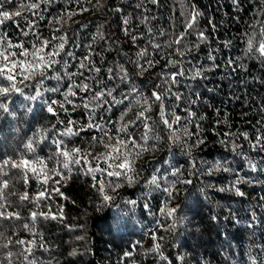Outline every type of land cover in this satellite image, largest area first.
I'll return each mask as SVG.
<instances>
[{
	"label": "trees",
	"instance_id": "obj_1",
	"mask_svg": "<svg viewBox=\"0 0 264 264\" xmlns=\"http://www.w3.org/2000/svg\"><path fill=\"white\" fill-rule=\"evenodd\" d=\"M262 2L264 0H242L237 8L232 0H187L188 4L196 6L200 15L196 28L188 30L189 34L185 36L187 48L181 45V49L186 54L181 57L176 53L175 45L169 49L166 43L173 39L174 34L186 30V16L181 15L180 0H160L159 4H153L151 0H0L7 10L21 12L19 17L0 24V34H6L13 43L24 42L31 47L37 37L50 39L53 46L45 51L51 52L58 50L55 46L60 43L59 37L66 38L65 49L53 57L61 63L53 65L54 70H49L50 77L59 71L62 79H46L38 89V96L35 87L24 88L23 94L14 93L8 99V112L0 110V161L6 157L18 161L22 153L32 159L24 144L34 133L39 135L41 129L51 131L47 146L37 147L38 155L49 168L53 164L46 157L55 151L53 138L63 139L66 144L68 141L82 144L91 152L87 142L98 129L83 127L78 137L64 136L65 124L60 121L70 119L79 122L74 129L77 131L89 116L90 109H85L83 104L91 100L97 90L104 91L105 97L111 100L106 96L107 88L120 84L119 75L110 80L107 70L112 68L119 73L117 64L131 69L130 59L138 60L148 72L133 75L126 83L145 93L153 88L154 83H159L163 92L166 87L163 81L172 79L169 75L172 65L164 67L165 60L180 61L177 68L185 74L176 77L172 92L179 91L184 99L175 100L173 95H165L166 115L175 110L183 119L174 127L182 128L187 124L190 132H198L199 138L204 140L203 144L192 149L189 157L185 153L184 141L191 145L196 136L189 138L181 133V139L176 143L166 139L157 141L155 136L166 138L168 129L161 131L156 128L151 134L156 148L143 153L142 159L137 161V175L132 185L124 184L115 192L106 189L107 194L113 196L111 201L103 199L104 193L99 191L98 181L115 182L119 178L109 177L101 171L87 173L89 167L108 168L102 158L93 159L91 164L85 160H81L79 165L70 163V170L63 169L61 164L65 176L56 187L63 196L53 193L52 199L42 200L39 207L31 200L21 202L19 196L28 192L31 197L40 190L42 181H37L33 173L27 171L28 182L25 183L24 170L10 165L0 168V181H9L3 194L10 206L4 210L19 212L22 218L19 221L15 218L0 219V261L3 264H29L31 260L37 264H248L249 251L256 254L260 251L256 246L264 245V151L259 147L253 148L243 137H229L242 145L237 152L221 145L219 140L228 132L238 135L247 131L253 138L264 132V111H261L264 108V65L259 59L244 56L245 34L252 32L253 25L258 30L264 23V13L260 8ZM32 3L39 7L30 8ZM124 18H128L129 25L123 24ZM142 18H146L144 23H141ZM124 28H127V35ZM148 28L153 31L148 32ZM196 29L203 30L208 36L199 50L193 47V43L198 41ZM161 30L165 35H160ZM133 35L137 37L136 41H132ZM227 41L231 44L226 47ZM156 43L161 45L159 50L154 47ZM143 48L148 49V59L158 61L153 68H149L144 57L136 56V52ZM209 53L215 56L219 67H213V61L207 58ZM85 56L89 59L85 60ZM237 57L242 59L230 66L225 65L228 59ZM82 60L88 65L85 69H79ZM240 64L244 67L241 68ZM194 66L212 70L193 79ZM96 67L101 69L99 73L94 70ZM66 70L83 72V76L75 77V84L88 83L90 89L83 92L73 87L77 95H69L73 103H64L67 111L57 103L54 105L56 111L49 113L48 105L54 100L64 102V93L68 90L65 85L73 84L65 75ZM29 83L35 85V81ZM49 88H58L59 91L45 90ZM121 90L126 93L128 88L121 85ZM115 95L118 100L122 99L119 92ZM134 95L123 101L124 105H134L128 114L130 118L141 110L135 105ZM30 96L37 98L28 99ZM191 99L196 103L189 104ZM109 107L103 105L104 109ZM186 108L194 111L196 116L188 117ZM123 110L121 104L112 105L108 111L96 108L95 119L104 124L111 118L108 126L115 123L118 127L122 123L118 118ZM152 115L159 119L155 110ZM200 116L204 119L200 120ZM188 119L192 123H187ZM67 126L73 127L71 124ZM142 131L147 130L142 126L133 129L137 138ZM98 151L103 149L98 148ZM193 161L198 165L197 169L191 167ZM217 161L233 172L221 170L211 176L202 174ZM249 161L258 165L255 171L249 167ZM174 168L182 169L185 177L191 178L193 183L170 190V196L164 189L169 188L174 180L171 176ZM193 171L195 175L187 177ZM153 174L162 179L159 188L150 189L146 181ZM236 175L249 181L241 185L246 193L244 197L236 196L234 191H219ZM131 200L136 203H127ZM169 200L171 206L176 207L174 230L170 229L174 218L160 212ZM0 203L4 201L0 200ZM145 203L148 207L144 206ZM49 205L51 212L56 214L55 219L49 216L30 221V211H48ZM24 223H28L32 231L24 229ZM17 240L25 243L17 244ZM157 242L162 245L166 261L158 253L149 251Z\"/></svg>",
	"mask_w": 264,
	"mask_h": 264
},
{
	"label": "snow or ice",
	"instance_id": "obj_2",
	"mask_svg": "<svg viewBox=\"0 0 264 264\" xmlns=\"http://www.w3.org/2000/svg\"><path fill=\"white\" fill-rule=\"evenodd\" d=\"M153 4H159L160 0H151ZM242 0H232V4L239 8ZM181 6V15H185V31L180 33H176L173 35V39L167 43L169 49L176 46L175 51L179 56H184L186 53L181 49V45L184 48H187L185 44V36L189 34L188 30H192L196 28L197 17L200 15L198 9L194 4H188L187 0H180ZM10 7V5L8 6ZM30 8L39 7L38 4L32 3L29 5ZM137 7H141V5L137 4ZM261 12L264 13V2L260 5ZM21 15L20 11H9L6 8L4 3H0V24H4L5 21L12 20ZM146 18L141 19V23H144ZM257 23H261L257 21ZM124 25H129L130 21L128 18L123 19ZM253 30L251 33H246L245 40V49L244 56L252 59H259L261 64L264 65V23H261V26L258 30H256L255 25L252 26ZM125 34L127 35V28L123 29ZM152 28H148V32H152ZM196 34L198 37V41L193 43V47L197 50L200 49L201 45L204 44L208 36L201 29H196ZM27 36V33H24ZM160 35H165L164 31H160ZM101 38L103 36L101 35ZM60 43L55 47L58 49L56 51L46 52L45 49L52 47V40L50 39H41L40 37L36 38V41L31 43V47L24 42L13 43L6 34H0V110L4 112L9 111V104L7 103L8 99L14 93L23 94V89L27 87H35L37 89V96L40 95L38 91L39 87L42 86L46 79H56L59 81L62 79L60 72L56 71L55 76H51L49 74V70L53 69V65L61 63V61L53 59L55 56H59L60 52L65 49V41L66 38L64 36L59 37ZM95 39V37L93 38ZM132 41H136L137 37L135 35L131 36ZM231 44V41L225 42V46ZM155 49L159 50L161 45L156 43L154 45ZM15 49V50H13ZM190 52L191 49H188ZM68 55H72V53H68ZM137 57H144L146 63L149 68H153L155 63L158 61H154L153 59H148V49L143 48L136 52ZM31 57V59H29ZM208 60L213 61V67H219L218 64L215 63L216 58L211 53L208 55ZM85 60L89 59V57L85 56ZM241 57H237L235 60L228 59L225 62L226 66H230L236 63L238 60H241ZM129 62L133 65L131 69L127 68L123 64H117L116 67L119 69V73L114 72L112 68H109L107 71L110 74L109 79H115L117 75H119L120 84L114 85L111 88H107V97H111V100L105 97V92L102 90H97L91 97L87 103L83 104L85 109H90L88 120L85 121L82 125L79 126L77 131L74 129L77 128L79 122L73 121L70 119H65L60 121V123L65 124L64 136H79L83 127H87L88 129H98L96 135H91L88 140V147L92 149L91 152L87 151L86 148L81 145L73 144L72 141H68V144H72L71 147L65 143L63 139L53 138L52 145L55 148V151L52 152L51 155L47 156L46 159L48 162H51L53 166L49 168L48 164L45 163V160L42 159L37 153V147L41 145L47 146L48 137L51 135V131L48 129H41L39 135L35 134L32 138L24 144V149L26 153L32 154V159H29L25 154H21L17 160H13L11 157H6L3 161H0V168L11 166L12 168L22 169L25 172V183L28 182L27 171H31L37 181H42L41 188L36 193H34L31 197L28 192H24L19 196L21 202L24 201H33L37 207H39L42 200H51L52 194L54 193L56 196H63V193L60 191L56 185L61 183L62 178L65 176V173L61 171L60 165L62 164L63 169L70 170V163L79 165L81 160H85L88 164L92 163L93 159H103L106 164H108V168L101 167H89L87 169V173H95L97 171L106 172L107 176L119 178L117 181H106L101 179L98 181L99 191L104 193L103 199L105 201H111L113 196L108 195L106 189H111L115 192L117 189H120L127 184L129 186L136 179V163L140 159H142V154L148 152L151 149L156 148V144L152 143L151 134L155 132L156 128H160L163 131L165 128L168 129V135L166 138L161 136H155V140L159 141L162 139H166V141H171L176 143L181 139V133L184 137H192L196 136V141L189 145L187 140L184 141L185 153L189 157L192 156V149L198 147L200 144L204 143L203 139L199 138L198 132H190L187 124H184L182 128H175L174 125H180L182 123V117L177 115L176 111H172L170 115H166L164 98L165 95H173L175 100L182 101L184 97L179 91L175 93L172 92L173 85L177 82L176 77L183 76L185 72L177 68V65L180 63L179 60H165L164 67H167L169 64L172 65V68L169 70V75L172 76L171 80L165 79L163 81L164 85H166L163 92L160 91L161 85L159 83H154L153 88L147 93L140 91L132 85L129 87L126 81L130 80L133 75H145L148 72V69H145L142 64L139 63L138 60L130 59ZM88 67L83 60L79 63V69H85ZM240 67L243 68L244 65L240 64ZM54 70V69H53ZM97 73L101 71L99 67L94 69ZM210 67H195L192 72V78L204 76L207 72L211 71ZM65 75L69 80L73 81L72 85L66 84L65 87L68 89L66 93H64V102H60L58 100H54L51 104L48 105L47 111L49 113H54L56 111L54 105L57 103L60 104V108L67 111L64 108V103L72 104L73 101L69 99V95L75 96L77 95L76 91H73V87L78 88L80 91L87 92L90 89L88 83L75 84V77L83 76V72H70L65 71ZM157 79H161V77H157ZM30 81H35V85L29 83ZM121 85L128 88V91L125 93L121 90ZM23 86V87H21ZM46 91L58 92V88H49L45 89ZM119 92L122 96V99L118 100L116 98L115 93ZM134 95L133 99L135 101V105L140 106L141 110L135 112L133 117H129V113L133 111L134 105L131 103L128 105H124L123 101L128 99L129 96ZM37 96H30L28 99L35 100ZM102 101V103H101ZM95 102V103H93ZM189 104L196 103L195 99H191L188 102ZM114 104H121L124 107V110L121 112L119 121L122 123L117 127L115 123L112 124L111 127L108 126V123H111V118L108 119V122L101 124L98 123L95 119L97 116L96 108H100L103 111L111 110V106ZM103 105H109L110 107L107 109L103 108ZM75 110V107L74 109ZM156 111L159 119L153 118V111ZM31 112V109H28ZM188 117L196 116V113L192 111L190 108H186ZM264 111V108L261 109ZM200 120H203L204 117L200 116ZM219 123V121H217ZM187 123H192L191 119L187 120ZM259 123V122H258ZM71 124L73 127H68L67 125ZM142 126L143 129L147 131H142L139 138H137L133 129L135 127ZM55 127V126H54ZM199 128V125L196 126ZM225 138L219 140L221 145H225L229 147L232 152H237L238 149L242 148V145L236 142V139H229V137H236L239 139L243 137L245 141H249L253 148L259 147L261 151H264V132H261L260 135L253 137L249 136L247 131L241 132L238 135L236 133L228 132L223 134ZM98 148H102L103 151H98ZM43 148H41V151ZM61 157L63 158L61 160ZM191 167L193 169H197L198 165L195 161L192 162ZM249 167L255 171L258 167L256 163L249 161ZM111 169L110 171L108 169ZM223 171L225 173H231L233 170L230 167H226L220 161L213 163L210 167L207 168L205 172H202L203 175L211 176L215 172ZM5 176L8 173H4ZM195 175V171L187 174V177H191ZM171 176L174 177V180L171 181L169 188H165L166 192H169L171 196V191L178 190L179 185H189L192 184L193 181L191 178H186L185 173L180 168H174ZM93 179L96 177L93 175ZM162 178L153 174L149 180L146 181L147 187L150 189L159 188L160 180ZM51 181V184L49 183ZM249 181L243 180L242 177L236 175L235 179L229 183L227 186H222L219 188V191H234L236 196L244 197L246 195L245 191H242L241 185L244 183H248ZM9 186V181L7 179H3L0 181V200H3L4 203H0V219H10L15 218L16 220H21L19 212H10L5 211L6 206H10L7 201V197L3 194V189ZM47 186V187H45ZM95 186V185H94ZM171 190V191H170ZM203 191V188L201 189ZM127 203L135 204V200L127 201ZM145 207H148V204L145 203ZM48 211H30V221H36L38 217H43L45 219L51 216L52 219L56 218V214L51 212V205L48 206ZM161 214L167 215L169 217H173V223L170 226L171 230L175 229L176 219V207L171 206V201H166L164 206L160 209ZM62 215V212L60 213ZM215 219V217H213ZM23 228L29 231H32L30 225L28 223L23 224ZM2 235V233H0ZM153 239H156L153 237ZM163 239L162 237L160 238ZM11 243V241H9ZM17 244H24L25 241L17 240ZM7 247V245H5ZM43 247V244L40 245ZM260 251L256 254H253L251 250L248 254V264H264V245H257ZM26 251L31 252V249H27ZM149 251L153 253H158L162 260H167V257L164 256L161 243L157 242L153 245ZM11 255V253H9ZM126 256H129L130 253H125ZM183 259V257H181ZM0 264H3L0 261ZM29 264H37V261L31 260Z\"/></svg>",
	"mask_w": 264,
	"mask_h": 264
}]
</instances>
